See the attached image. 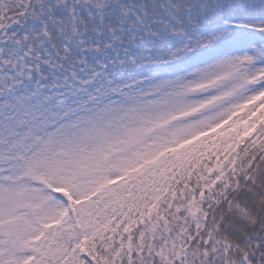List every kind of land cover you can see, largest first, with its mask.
I'll return each mask as SVG.
<instances>
[{"label": "snow or ice", "instance_id": "1", "mask_svg": "<svg viewBox=\"0 0 264 264\" xmlns=\"http://www.w3.org/2000/svg\"><path fill=\"white\" fill-rule=\"evenodd\" d=\"M0 264H264V0H0Z\"/></svg>", "mask_w": 264, "mask_h": 264}]
</instances>
